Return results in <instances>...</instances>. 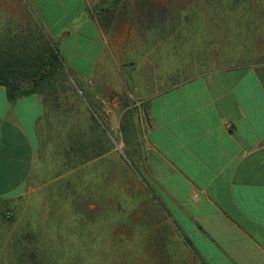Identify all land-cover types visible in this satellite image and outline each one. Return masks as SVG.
<instances>
[{
  "label": "crops",
  "instance_id": "crops-1",
  "mask_svg": "<svg viewBox=\"0 0 264 264\" xmlns=\"http://www.w3.org/2000/svg\"><path fill=\"white\" fill-rule=\"evenodd\" d=\"M29 1L60 47L84 94L78 100L88 112L92 105L85 91L95 85L102 92L103 85L108 86L106 97L113 101V115L122 117V123L126 120L130 134L125 146L138 149L140 172L149 193L184 236L190 245L185 248L197 263L264 264V10L251 12V29L244 30L250 41L244 42V38L224 46L221 39L219 64L199 63V69L211 70L169 83L165 77L179 76V65L171 64V74L164 76L163 70L169 66L158 53L164 52L168 38L179 41V25L173 24L178 11L176 16L171 12V28L165 29L164 1L150 0L143 14L135 13L141 18L136 21L137 31L146 37L143 46L157 53L156 60L144 62L143 67L153 63L156 81L172 86L150 94L147 79L141 78L147 95L137 96L135 101L134 96L120 92L116 66L104 60L105 33L118 29L115 23L105 29L90 0ZM254 3L258 7L264 0ZM134 6L127 10L135 11ZM148 15H154L153 19ZM148 36L154 37L150 47ZM68 43H72L69 59L63 52ZM231 53L235 56L228 57ZM128 66L131 69L129 77L124 70V83L136 69L135 64ZM106 69L111 71L107 83ZM47 120L48 108L38 95L11 100L0 85V264L9 263L12 256L8 253L13 255L19 245L16 239L15 248L7 242L2 246L5 230L10 225L19 229L25 201L29 208L45 187L38 184L43 176L37 174V159ZM71 176L65 173L58 178L69 181ZM63 187L71 192L70 184ZM123 236L124 244L132 243L131 237ZM34 239V234L26 237L23 244L30 245ZM124 258L129 260V256Z\"/></svg>",
  "mask_w": 264,
  "mask_h": 264
},
{
  "label": "rangeland",
  "instance_id": "rangeland-1",
  "mask_svg": "<svg viewBox=\"0 0 264 264\" xmlns=\"http://www.w3.org/2000/svg\"><path fill=\"white\" fill-rule=\"evenodd\" d=\"M90 1L95 13L101 0ZM157 1H164V18L168 20L165 29L171 28V12L176 16L178 11L177 16L183 22L178 24L179 41L174 42L173 38L170 42L168 38L164 52L158 53V57L161 56L169 66L163 70L164 76L171 74V64L179 65V76L165 77L167 81L170 80L169 83L176 82V78L178 82H183L211 70L199 69L196 67L199 63L219 64L221 39L225 41L224 46L238 40L242 42L244 38V42L247 39L250 41L251 36L245 37L244 30L251 29V12L264 10V4L257 7L255 0ZM26 4H30V1L0 0L1 31L11 28L26 33L35 29ZM126 5L130 9L135 5V0H127ZM132 18L135 16L129 15L124 22H115L118 29L113 28L111 34L105 33L107 52L104 60L116 66L115 77L119 82L115 80L119 85L121 82L120 92L134 96L137 101V96L147 95L140 85L145 79L149 83L150 94L151 91L160 92L170 84L156 81L153 63L151 67L149 63L148 68L143 67L144 62H154L157 53L143 46L146 37L137 31L136 19ZM177 19L173 21L174 26L178 23ZM147 39L150 47L154 37L148 36ZM71 45L68 43L63 51L67 59L71 56ZM169 48L178 49V52L166 51ZM227 56L233 57L235 54ZM131 63L136 65V69L124 83L123 72L126 69L125 75L129 77L131 68L128 70L127 67ZM107 70L105 82L107 74L111 73ZM124 84L127 85L124 87ZM91 88V91H85L92 105L89 112L71 91L47 104L48 120L42 126L37 159V174L43 176L38 184L45 187L29 208L25 201L19 229H13L10 225L4 232L3 247L7 242V246L15 248L14 242L19 240L18 250H14L13 255L8 253L12 257L7 264H198L174 235L170 238L169 261L152 252L147 232L168 225L164 212L157 208L147 189L146 180L140 172L138 149L124 144H129L126 137H130V134L127 133L126 120L122 123V117L115 118L113 115V101L106 97L109 96L108 86L103 85L102 92L95 90V85ZM102 101L109 105L104 108ZM92 115L95 118L93 122L90 121ZM73 129L79 132L72 134V137L78 133L83 136L81 141H76V145L73 143L78 155L70 159L67 150L72 146L69 138ZM65 173L72 174L69 181H60L58 177ZM66 183L71 185V192L63 187ZM26 221H29L30 228ZM148 222L153 226L149 228ZM28 232H32L35 239L32 244L24 245L25 238L30 239L33 235H28ZM123 234L131 237V244L123 243ZM128 256L129 260H125L124 257Z\"/></svg>",
  "mask_w": 264,
  "mask_h": 264
},
{
  "label": "trees",
  "instance_id": "trees-1",
  "mask_svg": "<svg viewBox=\"0 0 264 264\" xmlns=\"http://www.w3.org/2000/svg\"><path fill=\"white\" fill-rule=\"evenodd\" d=\"M149 2L150 0H135V11L128 12L127 0H101V3L97 6V12L101 24L105 29H108L115 22H124L126 16L129 15L131 17L135 16L132 19L139 21L141 18L137 15V11L143 14L144 9L149 6ZM30 4H26L25 7L35 29H30L26 33L23 30H13L11 28L0 30V85L7 90L8 97L11 100L20 95L36 94L47 106V104L50 105L51 102L58 100L60 96H65L70 91L74 96L81 99L80 96H84V94L79 91L72 70L64 59L60 47L44 29L45 27L37 11ZM147 11V14H149L151 9H147ZM153 17L154 15H148L150 20ZM167 21L164 18L162 22L165 25ZM179 21L178 24L180 25L182 20ZM171 86L164 89L167 90ZM90 121H95L93 115ZM73 130L75 132L73 131L69 138L72 142L70 143L72 151L69 148L67 150L69 158L78 155L77 147L73 143L75 142L76 145L83 136L78 133V135L72 137V134L79 132L77 129ZM132 169L138 172L136 167L132 166ZM154 200L155 198L152 197V201ZM163 212L168 225L148 231L147 235L153 247L152 252L160 254L162 258L164 257V260L169 261L172 246L171 235L178 238L184 247H190V245L178 231L169 215L165 211ZM152 226V223L148 222V227ZM33 264L37 263L33 262Z\"/></svg>",
  "mask_w": 264,
  "mask_h": 264
},
{
  "label": "built area",
  "instance_id": "built-area-1",
  "mask_svg": "<svg viewBox=\"0 0 264 264\" xmlns=\"http://www.w3.org/2000/svg\"><path fill=\"white\" fill-rule=\"evenodd\" d=\"M102 104H103L104 108H105V106H108L109 105V103L106 102V101H102Z\"/></svg>",
  "mask_w": 264,
  "mask_h": 264
},
{
  "label": "water",
  "instance_id": "water-1",
  "mask_svg": "<svg viewBox=\"0 0 264 264\" xmlns=\"http://www.w3.org/2000/svg\"><path fill=\"white\" fill-rule=\"evenodd\" d=\"M20 97V96H19Z\"/></svg>",
  "mask_w": 264,
  "mask_h": 264
}]
</instances>
